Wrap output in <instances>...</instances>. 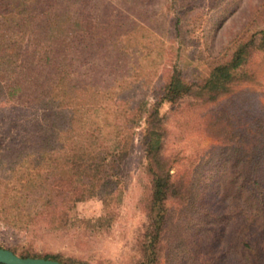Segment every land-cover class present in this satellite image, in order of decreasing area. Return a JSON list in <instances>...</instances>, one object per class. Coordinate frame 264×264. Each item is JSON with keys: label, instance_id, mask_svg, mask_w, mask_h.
<instances>
[{"label": "trees", "instance_id": "trees-1", "mask_svg": "<svg viewBox=\"0 0 264 264\" xmlns=\"http://www.w3.org/2000/svg\"><path fill=\"white\" fill-rule=\"evenodd\" d=\"M12 5L15 15L0 20V216L30 200L38 208L32 218H43L47 231L84 236L110 228L134 129L142 124L138 205L146 225L133 264H175L162 242L173 212L178 224L194 217L215 223L212 264H264V107L253 90L233 88L262 77L264 28L238 40L204 78L186 79L174 62L149 77L136 59L149 56V40L134 25L120 28L93 14L89 0H0V9ZM174 11L173 36L180 40L178 4ZM164 102L171 107L160 113ZM210 104L215 108L200 128L215 147L180 165L165 153L167 122H185ZM211 183L215 193L207 197ZM95 198L97 214L76 212ZM199 244L190 242L189 261L205 255ZM7 249L85 264L70 255Z\"/></svg>", "mask_w": 264, "mask_h": 264}, {"label": "rangeland", "instance_id": "rangeland-1", "mask_svg": "<svg viewBox=\"0 0 264 264\" xmlns=\"http://www.w3.org/2000/svg\"><path fill=\"white\" fill-rule=\"evenodd\" d=\"M175 2L182 16L177 22L181 33L180 40L177 33L173 36L172 17L177 4L172 3V0H89L91 7H94L91 9L93 14L102 16L112 24H119L120 28L134 25L138 27L137 32L144 34L145 38L142 39L149 40V56L136 58L140 63L138 67L141 72L144 76L149 74V77L151 70H158V74L162 64L174 62L186 79L204 78L208 66L225 58L238 40L258 28H264V0ZM15 13V5L2 8L0 20ZM259 67L262 77L253 81L238 82L233 88L253 90L264 107V60ZM156 76H152L153 81ZM170 107L168 103H161L159 111L164 113ZM214 108L215 104L202 107L192 112L189 119L185 118V122L168 121L165 153L176 156L181 165L200 154V150L215 147V140L200 128L205 113ZM141 132L142 124L134 129V150L123 168L118 219L110 228L84 236L78 235L76 231H71V234L47 231L43 228L46 225L43 218L39 221V218H32L38 211L37 203L26 200L21 205L8 208L6 213L0 216V247L14 249L16 253L27 250L38 255L45 252L59 256L70 255L85 264H133L139 255L135 244L146 225L145 214L138 205L145 184L137 170L138 163L143 162L139 143ZM178 163L173 164L171 173L179 166ZM208 172L210 176L215 174L212 170ZM205 188L207 197L215 193V183L207 184ZM170 206L175 208L174 204ZM99 208V202L95 198L78 204L76 212L91 216L97 214ZM173 214L176 217V212ZM173 214L163 233L162 241L168 247L169 258H177L175 264H212L215 244L211 245V239L215 234V223L207 222L202 225L199 218L194 217L186 225L182 221L178 224ZM190 242L200 243L199 247L205 255L189 261L188 257L192 254ZM174 248L178 251L175 254L172 251ZM209 254L212 255L208 256Z\"/></svg>", "mask_w": 264, "mask_h": 264}, {"label": "water", "instance_id": "water-1", "mask_svg": "<svg viewBox=\"0 0 264 264\" xmlns=\"http://www.w3.org/2000/svg\"><path fill=\"white\" fill-rule=\"evenodd\" d=\"M0 263L2 264H62L53 259L42 257H21L11 250L0 247Z\"/></svg>", "mask_w": 264, "mask_h": 264}]
</instances>
